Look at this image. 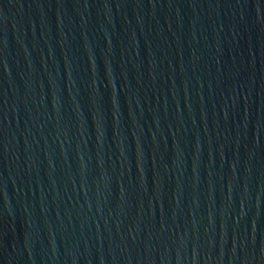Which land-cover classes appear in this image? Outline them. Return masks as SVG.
I'll return each instance as SVG.
<instances>
[{
  "label": "water",
  "instance_id": "95a60500",
  "mask_svg": "<svg viewBox=\"0 0 264 264\" xmlns=\"http://www.w3.org/2000/svg\"><path fill=\"white\" fill-rule=\"evenodd\" d=\"M0 264H264V0H0Z\"/></svg>",
  "mask_w": 264,
  "mask_h": 264
}]
</instances>
